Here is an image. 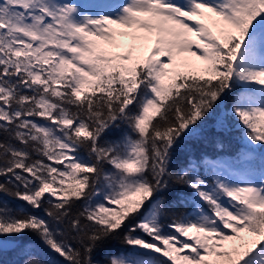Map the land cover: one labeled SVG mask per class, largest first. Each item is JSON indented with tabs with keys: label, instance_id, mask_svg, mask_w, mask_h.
Masks as SVG:
<instances>
[{
	"label": "snow or ice",
	"instance_id": "6c2138e0",
	"mask_svg": "<svg viewBox=\"0 0 264 264\" xmlns=\"http://www.w3.org/2000/svg\"><path fill=\"white\" fill-rule=\"evenodd\" d=\"M0 264H264V0H0Z\"/></svg>",
	"mask_w": 264,
	"mask_h": 264
},
{
	"label": "trees",
	"instance_id": "16d2710c",
	"mask_svg": "<svg viewBox=\"0 0 264 264\" xmlns=\"http://www.w3.org/2000/svg\"><path fill=\"white\" fill-rule=\"evenodd\" d=\"M236 135H237V134L234 133V134H233V137H230V138H229V145H230L231 147H233V148L236 146V142H235V138H234Z\"/></svg>",
	"mask_w": 264,
	"mask_h": 264
}]
</instances>
